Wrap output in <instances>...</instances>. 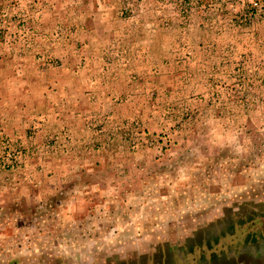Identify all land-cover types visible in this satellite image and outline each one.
<instances>
[{"label": "rangeland", "instance_id": "374dc122", "mask_svg": "<svg viewBox=\"0 0 264 264\" xmlns=\"http://www.w3.org/2000/svg\"><path fill=\"white\" fill-rule=\"evenodd\" d=\"M0 264H264V0H0Z\"/></svg>", "mask_w": 264, "mask_h": 264}]
</instances>
